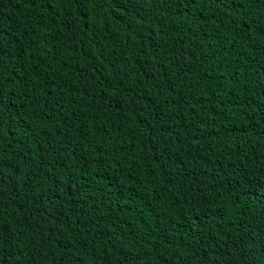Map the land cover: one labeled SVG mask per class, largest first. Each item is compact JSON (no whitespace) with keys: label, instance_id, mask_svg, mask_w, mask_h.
I'll use <instances>...</instances> for the list:
<instances>
[{"label":"trees","instance_id":"obj_1","mask_svg":"<svg viewBox=\"0 0 264 264\" xmlns=\"http://www.w3.org/2000/svg\"><path fill=\"white\" fill-rule=\"evenodd\" d=\"M213 7L0 0L8 264H264V4Z\"/></svg>","mask_w":264,"mask_h":264},{"label":"snow or ice","instance_id":"obj_2","mask_svg":"<svg viewBox=\"0 0 264 264\" xmlns=\"http://www.w3.org/2000/svg\"><path fill=\"white\" fill-rule=\"evenodd\" d=\"M22 2V0H21ZM30 2L34 5L36 0H30ZM40 2L45 7H51L53 4H82L84 0H40ZM88 2L93 3L94 8H103L109 0H88ZM110 2L115 7H120L121 4H126L129 7H135L140 3V0H110ZM164 4L172 3L178 10L187 9L190 6L196 5L198 0H162ZM200 6L202 9H207L209 4L214 5L211 12H204L202 15H206L207 19L210 21H220L221 24L224 21H227L229 24L239 27V26H247L249 25V21L245 19L246 10L241 11V9L245 8V5L264 4V0H199ZM229 4L235 5V9L233 13H229L227 11L221 12V8H226ZM191 15L192 13H187ZM134 15L138 17L137 23H143V20L146 19V16H141V10L139 8L136 9ZM82 29L85 27H91L93 29H106L107 24L104 21H101L99 25L95 23L93 20L86 17H79ZM203 22V21H202ZM249 29L246 27L243 35L249 36ZM262 34H264V29H262ZM250 38V37H249ZM34 42V40H33ZM13 44V41H8L7 45L4 42L3 29L0 28V68L3 67L5 54L14 55L16 50L13 49L12 53H8V47ZM103 57V53L100 54ZM66 67V65H65ZM112 67H116V62L114 61ZM94 71L96 67L93 66ZM3 81L4 78L0 76V103H3ZM106 90H112L113 94H117L118 92H123L126 89L123 87V80L120 77H113V80L105 85ZM46 106V105H45ZM0 118H2V113H0ZM10 146V145H9ZM19 175L23 176L26 181V190L33 191L34 190V181L45 182L46 176L42 169L40 168H30L27 173L21 172ZM50 182V178L48 179ZM70 227V225H69ZM12 236L5 230L4 226L0 224V264H8L7 256L8 250L12 248ZM47 251V249H44ZM33 257V261H34Z\"/></svg>","mask_w":264,"mask_h":264}]
</instances>
